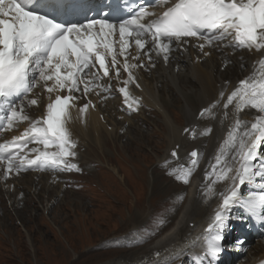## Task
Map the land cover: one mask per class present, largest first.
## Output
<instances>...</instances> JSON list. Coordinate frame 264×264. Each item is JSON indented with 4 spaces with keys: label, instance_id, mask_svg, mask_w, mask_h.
<instances>
[{
    "label": "snow or ice",
    "instance_id": "1",
    "mask_svg": "<svg viewBox=\"0 0 264 264\" xmlns=\"http://www.w3.org/2000/svg\"><path fill=\"white\" fill-rule=\"evenodd\" d=\"M41 3L42 0H0V133L28 122L19 135L0 142V165L4 166L0 178L4 180L29 169L80 171L72 162L77 145L67 127L70 110L79 99L73 93L80 92L81 87L85 96L94 88L109 90L110 86L105 88L95 81L100 79V72L108 77L110 68L119 77L117 43L119 56L124 57L121 66L128 76L117 91L130 108L127 85L135 83L132 69L146 67L143 63L128 62L127 53L132 44L137 49L132 59L139 60L143 52L149 62L152 51L167 62L173 44H186L185 38L203 41L195 45L201 51L206 46L264 51V0H152V6L164 8L160 13L149 11L145 6L147 0L139 3L131 0L126 18L109 19L110 14L103 13L98 18L67 23L41 11L38 8ZM117 32L118 41L114 39ZM149 40L152 48L145 51ZM89 76L91 79H86ZM39 86L49 93L50 102L43 116L32 119L25 109L38 105L37 99L28 97ZM225 90L200 112V117L214 119L213 110L222 103L223 123L229 118L228 109L232 106V122L204 171L203 196L205 200L216 198L218 203L207 226L202 251L193 256L194 264H204L205 259L212 264L220 253L225 214L232 206L239 205L252 218L264 222V57L253 62L251 73L226 97ZM61 91L68 94H57L51 99L52 93ZM90 105L89 101L79 107L81 117ZM248 110L255 111L254 118L240 119V114ZM211 131L207 128L201 134ZM192 132L194 135L195 129ZM30 144L36 146L29 147ZM171 155L175 158L177 152L173 150ZM201 155L193 150L188 165H181L169 174L189 183ZM219 184L224 186L217 190ZM246 184L250 188L241 195ZM243 243L236 241L238 247Z\"/></svg>",
    "mask_w": 264,
    "mask_h": 264
},
{
    "label": "rangeland",
    "instance_id": "2",
    "mask_svg": "<svg viewBox=\"0 0 264 264\" xmlns=\"http://www.w3.org/2000/svg\"><path fill=\"white\" fill-rule=\"evenodd\" d=\"M164 101L172 121L184 124L178 100L164 94ZM158 115L149 116L148 125L134 122L127 136L105 138L101 149L88 146L84 161L96 166L83 180L88 184L75 195L68 192L62 204L54 201L47 213L33 195L18 210L20 217L4 204L10 220L0 223V264H115L120 258L133 260L138 249L163 234L180 210L186 188L174 185L158 164L167 149L165 124ZM38 183L42 203L45 193ZM158 183L165 188L158 189Z\"/></svg>",
    "mask_w": 264,
    "mask_h": 264
},
{
    "label": "bare ground",
    "instance_id": "3",
    "mask_svg": "<svg viewBox=\"0 0 264 264\" xmlns=\"http://www.w3.org/2000/svg\"><path fill=\"white\" fill-rule=\"evenodd\" d=\"M219 67L220 65L217 64L216 57L212 55L210 58H207L202 63L191 64V65L186 64L182 68V70L179 71L176 75L172 73L173 72L172 66H170L168 70L167 69L160 70L155 80V83L156 82L161 83L162 87L160 88V90L154 89L153 87L154 82L148 83V80L143 81V85L145 89L144 95L148 98L150 105L156 107V111L159 114L158 116H160V119L163 120L165 124V128H163L165 132L163 135H165V142L167 149L165 151L166 153L163 154V156L161 157V160L167 158L168 152L171 149H173L176 145L180 146L179 149V153L181 152L180 155H184L188 150L197 146V142H189L188 140H186V136L188 135V133H186L184 129L186 128L188 129L189 126L194 124L195 122L194 119L198 109L206 106L208 102H210L215 98L217 85L229 78L227 72H220L218 70ZM234 80L235 79H233L232 81ZM163 87L167 89V92L164 90ZM164 94L165 96H169V97L173 96V99L175 98L176 100H178L180 114L182 115V117L184 116L185 119L184 124L178 125L172 121L169 115L170 113L166 109ZM217 108L219 112L224 113L225 110L223 109V107L219 106ZM228 112H229V118L226 119V127L222 130L221 124H219L218 122L215 123L214 125L215 132L205 140L207 152L212 151L214 147L213 141H215L214 138L217 135H218V138H216L217 141L220 140L223 141L225 134L228 130V127L232 122V117H231L232 108H229ZM254 115H255L254 110H248L247 112H243L240 114V119L251 121L254 118ZM111 117L112 116L109 115L105 116L104 118L106 120V124H104L97 118L94 112H90L84 128L81 127L77 128V135L80 138V141L81 142H85L86 140L88 142L90 141V144L93 147L101 149V147L106 144V140L108 139V137L113 136V133L117 132V130L120 129V126H117V124L113 122ZM144 122L147 125L149 124L148 121H144ZM107 124L112 125L111 131L107 130L106 128ZM137 134L140 135V132ZM183 134H185V136H183ZM135 136L137 135L135 134ZM210 158L211 155L209 153H206L205 160L203 161L202 164L203 174L202 172H200V176H199V180L201 182L203 181L204 171L209 163ZM140 178L144 180L143 177ZM48 179H49L48 177L42 176L41 179L37 181L42 184L41 188L44 190V193L47 196L49 193H52L50 192L52 187L49 186L50 184L48 183ZM25 181L29 182L27 186L25 184ZM19 185L23 186L22 189H24V187H26L27 189H35L34 187L37 186L32 176H25L18 182L14 181L8 183L6 187L12 188ZM155 185L156 184L154 183L153 186ZM164 185L158 183L157 188L162 190L165 188ZM197 187H198V182L195 183V180L193 179L191 184L187 188L186 198L184 202H182L180 210L178 211L176 217L174 218L172 225L163 234L155 238L150 244L142 247L141 249H138L134 254L133 260L128 261L126 259L122 260V258H120L118 259V263L134 264L136 262H139L140 264L142 263V260H145L148 263V261L151 262L150 260L151 256L154 254L155 256L153 263L161 264L163 263L162 262L163 260H166L168 258L171 259L175 258L178 256L180 252L189 250L190 247L196 243L197 236L200 233V229H201L200 227L206 221V219L211 213V209L214 207V198L213 200L212 199L205 200L203 195L202 197L200 196L199 192L197 191ZM220 189H222V185L221 186L217 185V190ZM56 190L58 191V189ZM58 204L59 205L62 204V201L60 200ZM191 224H193L192 227ZM258 259L259 256L256 259H253V261L248 260L247 264H256ZM118 263L116 262L115 264Z\"/></svg>",
    "mask_w": 264,
    "mask_h": 264
}]
</instances>
